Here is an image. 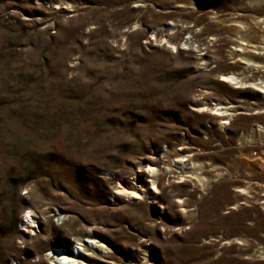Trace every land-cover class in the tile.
I'll return each mask as SVG.
<instances>
[{"label": "rangeland", "instance_id": "374dc122", "mask_svg": "<svg viewBox=\"0 0 264 264\" xmlns=\"http://www.w3.org/2000/svg\"><path fill=\"white\" fill-rule=\"evenodd\" d=\"M261 86L264 0H0V264H264Z\"/></svg>", "mask_w": 264, "mask_h": 264}, {"label": "bare ground", "instance_id": "6f19581e", "mask_svg": "<svg viewBox=\"0 0 264 264\" xmlns=\"http://www.w3.org/2000/svg\"><path fill=\"white\" fill-rule=\"evenodd\" d=\"M159 42H160L159 45L164 44V41H162V40H160ZM221 81L224 83H231V84L236 85V86L242 84L241 77H238L235 75H224V76H222ZM261 88H263L261 90V92L264 93V86H261ZM216 107H217L216 111L218 112V114L216 113L217 116H219V117L229 116V114L227 113L229 110L228 107H224L221 105H216ZM224 124L227 125L228 121H224ZM155 169H156L155 167L149 166L147 170L143 171L142 176L138 175L137 177L138 178L143 177L145 179H148L149 177H153V175L155 174ZM152 184H153V187L151 189L152 200L155 203H158V202H160L161 198L159 196L158 189L156 188L155 183L152 182ZM117 194L118 195H124L129 199H134L137 201L143 199L142 193H140L136 190L125 189L122 186L118 187ZM22 223L23 224L25 223V227L30 229L33 227V224H36V221L32 215H29L25 219L23 218ZM89 240L91 241L90 244L92 247L99 248L100 252L104 253V251H103L104 250V244H101V243L97 244L98 242H96L95 239L90 238ZM57 245H59V247L64 248V251H65L64 254H69V255H66L67 257L62 258L63 260H62V262H60V264H105V262H104L105 260H114V258L110 254H107V255L100 254L97 256H93L87 252H84V253L77 252V255H76V253H73L72 251H70L69 248L68 249L66 248V246H65L66 244L64 243V240L61 238L57 241ZM45 259H47L51 262H54L53 257L50 258V256H47V258H45ZM45 259L43 258L41 260V263H44ZM113 264H115V263H113Z\"/></svg>", "mask_w": 264, "mask_h": 264}]
</instances>
